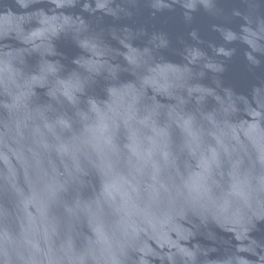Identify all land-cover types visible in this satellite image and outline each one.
Masks as SVG:
<instances>
[{
	"label": "water",
	"instance_id": "95a60500",
	"mask_svg": "<svg viewBox=\"0 0 264 264\" xmlns=\"http://www.w3.org/2000/svg\"><path fill=\"white\" fill-rule=\"evenodd\" d=\"M0 264H264V0H0Z\"/></svg>",
	"mask_w": 264,
	"mask_h": 264
}]
</instances>
